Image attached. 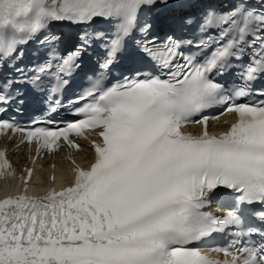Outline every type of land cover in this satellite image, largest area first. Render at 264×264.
I'll return each instance as SVG.
<instances>
[{
	"label": "snow or ice",
	"instance_id": "obj_1",
	"mask_svg": "<svg viewBox=\"0 0 264 264\" xmlns=\"http://www.w3.org/2000/svg\"><path fill=\"white\" fill-rule=\"evenodd\" d=\"M172 7L182 11L153 22ZM54 25L79 33L71 47ZM29 42L40 47L22 65ZM74 74L91 82L67 106L77 120L55 130L0 120L37 152L61 139L79 150L72 133L99 139L69 186L30 196L28 169L0 200V264H264V89L253 87L264 0H0V113L25 102L19 84L58 112ZM213 108L236 114L219 135L207 131ZM195 123L201 135L182 131ZM14 175L0 151V178Z\"/></svg>",
	"mask_w": 264,
	"mask_h": 264
}]
</instances>
